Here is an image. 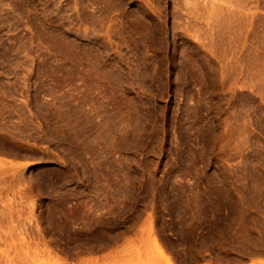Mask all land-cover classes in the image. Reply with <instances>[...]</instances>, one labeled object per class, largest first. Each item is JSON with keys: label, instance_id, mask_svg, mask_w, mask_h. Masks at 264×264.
I'll return each instance as SVG.
<instances>
[{"label": "rangeland", "instance_id": "rangeland-1", "mask_svg": "<svg viewBox=\"0 0 264 264\" xmlns=\"http://www.w3.org/2000/svg\"><path fill=\"white\" fill-rule=\"evenodd\" d=\"M256 4L0 0V264H264Z\"/></svg>", "mask_w": 264, "mask_h": 264}, {"label": "bare ground", "instance_id": "bare-ground-1", "mask_svg": "<svg viewBox=\"0 0 264 264\" xmlns=\"http://www.w3.org/2000/svg\"><path fill=\"white\" fill-rule=\"evenodd\" d=\"M256 12H255V14H254V18H253V25L255 26V28H257V29H259V26H260V23H261V14H260V0H256ZM255 5V4H254ZM263 21V20H262ZM258 32V31H257ZM261 33V32H260ZM259 33V34H260ZM262 35V34H261ZM254 37V36H253ZM261 37H263V36H261ZM258 54V53H257ZM241 179L243 180V178H242V176H241ZM241 183V182H240ZM242 195V194H241ZM242 198V197H241ZM243 198H244V196H243ZM244 202V201H243ZM253 209V208H252ZM255 209V208H254ZM241 215H240V223H241V227L242 228H244L243 227V222H244V219H245V216L243 215V207H242V205H241ZM246 211H248V210H246ZM252 212H255V211H252ZM251 212V213H252ZM261 213V212H260ZM254 215V214H253ZM259 215V214H258ZM257 216V215H256ZM256 219H258V218H256ZM259 219H260V217H259ZM257 222H259V221H257ZM264 222V221H263ZM262 223V222H261ZM252 224V223H251ZM258 226H259V224H258ZM240 227V228H241ZM248 227V226H247ZM240 228H239V230H240ZM260 228V227H259ZM264 228V227H263ZM242 231V230H241ZM243 232V231H242ZM253 232V231H252ZM159 252H160V254H161V256L163 257V258H165L166 259V261L167 262H169L170 263V260H169V258L165 255V252H164V250L162 249V248H160L159 247Z\"/></svg>", "mask_w": 264, "mask_h": 264}]
</instances>
